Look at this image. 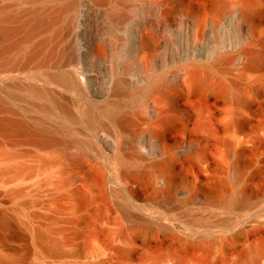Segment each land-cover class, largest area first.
Returning a JSON list of instances; mask_svg holds the SVG:
<instances>
[{"label": "rangeland", "instance_id": "obj_1", "mask_svg": "<svg viewBox=\"0 0 264 264\" xmlns=\"http://www.w3.org/2000/svg\"><path fill=\"white\" fill-rule=\"evenodd\" d=\"M220 1L0 0V264H264V0Z\"/></svg>", "mask_w": 264, "mask_h": 264}, {"label": "bare ground", "instance_id": "obj_2", "mask_svg": "<svg viewBox=\"0 0 264 264\" xmlns=\"http://www.w3.org/2000/svg\"><path fill=\"white\" fill-rule=\"evenodd\" d=\"M102 2H104V3H106V2H108L109 0H101ZM220 1V0H219ZM218 2V1H217ZM221 2V1H220ZM220 2L218 3V8H220L221 7V4H220ZM224 2V0H222V3ZM70 3V2H69ZM226 3V2H225ZM224 4V3H223ZM222 4V5H223ZM68 5V7H66V8H68V9H65L66 11L68 10V11H70V13L72 12V10H73V8H74V3L73 2H71V4H67ZM66 5V6H67ZM219 5H220V7H219ZM225 5H223V7H224ZM183 8H185L184 7V4L183 3H180V4H178L177 6H176V10H178V11H180V10H182ZM174 9V8H173ZM174 9V10H175ZM220 9H222V7L220 8ZM173 10V11H174ZM175 12V11H174ZM174 12H172V13H174ZM167 15L170 17L171 16V13H170V11H168L167 12ZM69 18V17H68ZM71 18V17H70ZM67 21V22H66ZM65 22V24L66 25H64L65 27H64V29L66 30V32H65V34H67V32L69 33V31H70V28H71V19H68V20H66ZM37 23V22H36ZM34 24V26L33 27H31V28H29V33H28V35L25 37L26 39H28L29 38V35L33 32V29L34 28H36L37 26H38V23L37 24ZM4 32H6V30L4 31ZM3 32V33H4ZM222 57H224L226 60H231L230 58V56L229 55H225V54H219V58L218 57H216V58H218V60L220 59H222ZM215 58V60H217ZM70 60H71V58H70ZM217 60V61H218ZM219 60V61H220ZM222 60H224V59H222ZM67 61H69V58L67 59ZM216 61V63H218ZM215 63V64H216ZM214 65V64H213ZM156 80H158V78L157 77H155V79H152V81L146 86V87H144V88H141V89H138L137 91H138V93H141V92H146L147 91V93H148V91L150 92V90L153 88V85H155L154 83H156ZM66 81L69 83V84H73V82H74V80H73V78H72V76L71 75H67L66 76ZM9 84H11V83H9ZM9 86H11V85H8V87ZM123 86H121L120 88H122ZM10 89L12 88L13 89V87H9ZM15 88V87H14ZM11 89V90H12ZM136 91V92H137ZM18 97V96H17ZM19 98L20 97H18V100H19ZM22 100V98H20V100L19 101H21ZM15 102V101H14ZM16 103V102H15ZM17 105V104H16ZM11 105H8L7 106V108H9ZM18 108V107H17ZM8 117V116H7ZM1 120H0V122H3L4 124H3V126L5 127V128H7V129H18V130H24L26 127H25V124H24V122H23V120L21 121V120H19V119H12V117L11 118H6V117H4V118H0ZM163 228H165V227H163Z\"/></svg>", "mask_w": 264, "mask_h": 264}, {"label": "water", "instance_id": "obj_3", "mask_svg": "<svg viewBox=\"0 0 264 264\" xmlns=\"http://www.w3.org/2000/svg\"><path fill=\"white\" fill-rule=\"evenodd\" d=\"M82 99H83V101H84L86 104H88V101H87V99H86L85 97H83Z\"/></svg>", "mask_w": 264, "mask_h": 264}]
</instances>
